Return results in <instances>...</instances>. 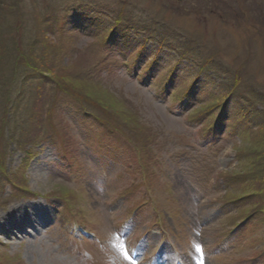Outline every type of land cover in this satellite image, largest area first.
<instances>
[{"label": "rangeland", "instance_id": "1", "mask_svg": "<svg viewBox=\"0 0 264 264\" xmlns=\"http://www.w3.org/2000/svg\"><path fill=\"white\" fill-rule=\"evenodd\" d=\"M186 1L22 0L6 13L0 118L24 81L14 43L48 74L21 85L45 103L17 105L15 140L0 138V264H131L115 233L125 224L143 264L154 252L161 264H264V104L253 93L264 96V0L231 19L220 1ZM80 3L107 19L95 35L70 32L61 11ZM173 64L182 71L163 96Z\"/></svg>", "mask_w": 264, "mask_h": 264}, {"label": "trees", "instance_id": "2", "mask_svg": "<svg viewBox=\"0 0 264 264\" xmlns=\"http://www.w3.org/2000/svg\"><path fill=\"white\" fill-rule=\"evenodd\" d=\"M21 1L22 0H0V51L1 52H2V49L1 48L4 46V44L7 45L6 44V41H5V39H6V32L3 29V25H2L3 24L2 23L3 22V18L5 17V15H6L7 12H11V10L17 5V3L21 2ZM182 1L183 2H188L186 0H182ZM199 1H201L203 3L202 7H206L207 4L216 5L217 4V1L218 2L219 1L222 2V7L227 8V9H223V10L225 11V13L227 15H229L228 18L231 19V17H238V16L240 18H242V13H241V10L242 9L239 6V4L242 3V7L245 8L248 5V3L252 4L256 0H229L230 1V2H228L230 4L229 5V8L227 6H225V3L223 2L224 0H199ZM248 1H252V2H248ZM235 2H237V3H235ZM181 4H183V3H181ZM191 11H193L195 13H198V11H200V10H199V7H198L197 9L192 8ZM61 12H63L64 19H67V18L70 19V23L72 24V26H71L72 28H71L70 32H76V33H80V34H83V35L84 34H87V35L88 34L95 35L94 34L95 33L94 31L100 30L102 28V25H100L99 22L100 23L102 22L104 24V21L107 20L106 17H103L101 19V21H100L99 17H97L99 15V11H96L95 8H93L92 6H89L86 3H80L78 6H72V7L67 6L66 9H63ZM73 14H76V17L72 18L73 17L72 16ZM227 15H225V16H227ZM68 22H69V20H68ZM113 24H114V26H113L114 28H113L112 31L113 32L115 31L114 33H116L119 30L117 28L118 27V24H115V23H113ZM16 26H17V28L20 29V27L22 25H21V23H16L15 26H14L15 29H16ZM112 31H110V32H112ZM103 32H105V30ZM108 32L109 31H106L105 33L108 34ZM65 34H67V33H65ZM127 34H133V33L130 32V30H129L127 32ZM48 40L49 39H45V41H47V43H50V40L49 41ZM53 44L55 45L56 43L53 42ZM116 44H117V42H116ZM14 45H15L14 51L16 50L15 53H14L15 57H13V59H11V61L13 60L14 66H15V64L17 62L24 64V72H22L23 75L21 74L22 75V78L24 79V81L22 83H20L21 82L20 79L17 78L18 83H19V86H20V90L17 91L16 93H12V96H9L8 97V102H6V103H10L11 100H14V101L16 100V102L14 104L15 105L14 108L11 106L12 109L10 110V111H14L13 114L12 115H9L8 114V111L3 113V111H4V109H3L2 113H1L2 114V117L0 118L1 119V125H3L4 122H5V123H7V128H8V129L6 128V130H7L6 132L4 131L5 129L4 130H0V138H2L4 135H6V137L9 138V139H11V140H15L13 138V135L11 134L14 130L11 129V128H9V126H11V125L17 126V123L19 122L18 121L19 118H16V116L20 115L18 113L19 111H16L15 107L17 105H19V106L21 105L20 107L21 108H24L23 106L24 105L26 106L28 104V102L31 101L32 99L35 100V101H38V103H37L38 105H39V102H44L45 103V101L42 100L41 96H39V98H38V96L37 97L33 96L32 99L30 97L27 98L26 94L24 95V93H23L25 91H24V89H23V87L21 85L27 86L28 83H30L33 80H35L40 74H42V73L43 74H48V72H46L45 70H42V68H45L44 67V63H42V62H44L43 60H42V62H40V59L38 60V58L35 57V61H36V62H34V63H36L35 66H32L30 64L31 61H29V60H28L29 62L27 60H25L23 62V59L19 60L20 59L18 57L19 47H17V43H14ZM136 53H137V51L135 50V52L133 54H131L130 57L135 56ZM157 55H158V53L155 54L154 52H152L150 54V57L152 58L151 59L152 60V64L146 65V68H144L145 71L143 72V75L146 74V72L148 71L149 68L151 69V71L149 72V75L154 71V68H156V61L158 60V58H156ZM33 58H34V56H33ZM0 61H2V62L4 61V59L2 57V54H0ZM130 62H131V59H130L129 63L128 62H125V64H127L130 67ZM136 62L134 60L133 63H131V64H135ZM159 67H161V65ZM130 68L132 69V67H130ZM170 68L171 69H168L167 77L164 80V83L163 84H161V83L158 84L160 87L163 88L162 89L163 90V96H164V94L166 92L167 93L169 92L168 89L170 88V86L172 84V81H174V79H176V78L172 79L175 76V74L182 71L181 69L178 70L177 68H175V64H173ZM42 71H44V72H42ZM168 75H169V77H168ZM31 77H34V78H31ZM28 78H31V79H28ZM177 79H179V78H177ZM225 80L223 82L224 83H227V81H229L231 79H229V78L226 77ZM196 83L197 82H194V84L191 87L190 86L188 87V89H189L188 95H191L196 90L195 89L196 88L195 86L197 85ZM231 85H233V82L231 83ZM223 90L225 91L224 93H226L229 97L230 96L231 97L233 96L232 95L233 94L232 88H230V90H227L225 87H223ZM183 91L184 90L176 93V95H175L176 96L175 98L177 99L178 103L186 102L181 97V95H183L182 94ZM251 92H253V91H251ZM7 93H8V91H6V95H7ZM253 93H254V95L257 94L258 95V98H259L258 100H260V102H262L264 104V96L261 95V94L259 96V93H257V92H253ZM194 94L192 95V97L194 96ZM197 94H199V93H197ZM6 95H5V97H6ZM157 95H159V94H157ZM23 97H24V99H23ZM9 98H10V100H9ZM226 99L227 98H224V100H222V101H215L216 104H218L221 107L222 111H223V114L221 115V117L223 115H225L224 114V110H225L224 108H225L226 104L224 103V101ZM24 102H25V104L23 105ZM223 103H224V105H223ZM219 106H216V107H219ZM31 107H33L32 103L30 104L29 108H31ZM93 115H95V114H93ZM229 116L230 117H234L235 115L230 114ZM97 118H99V117L97 116ZM110 120H112V119H110ZM219 121L220 120L215 119L214 122H216V124H214V125L213 124H210L206 128V130H209L210 132H212V131H214V129H217L216 127H217V124L219 123ZM100 122H101V124L102 123H104V124L107 123V124L113 126L110 122H108L106 120L104 121V120H101L100 119ZM250 122H251V120L248 119V122H246V125L249 126L250 125ZM111 126H109V127L111 128ZM30 127H33V124H31ZM16 134H17V132H16ZM15 138H16V135H15ZM262 165H263L262 162L259 161L258 168H261ZM254 172H256V171H254ZM254 172H252V173H254ZM248 217L250 219H251V217L253 218L252 215H247L245 217V219L248 218Z\"/></svg>", "mask_w": 264, "mask_h": 264}, {"label": "snow or ice", "instance_id": "3", "mask_svg": "<svg viewBox=\"0 0 264 264\" xmlns=\"http://www.w3.org/2000/svg\"><path fill=\"white\" fill-rule=\"evenodd\" d=\"M196 250H197V251H201V249H200V246H199V245H197V246H196Z\"/></svg>", "mask_w": 264, "mask_h": 264}, {"label": "bare ground", "instance_id": "4", "mask_svg": "<svg viewBox=\"0 0 264 264\" xmlns=\"http://www.w3.org/2000/svg\"><path fill=\"white\" fill-rule=\"evenodd\" d=\"M22 211H23V209H22V210L19 209L20 214L22 213ZM35 230H36V229H35Z\"/></svg>", "mask_w": 264, "mask_h": 264}]
</instances>
